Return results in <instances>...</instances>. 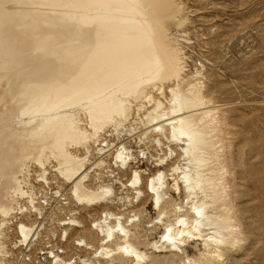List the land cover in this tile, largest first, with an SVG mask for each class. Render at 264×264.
Masks as SVG:
<instances>
[{"label": "bare ground", "instance_id": "1", "mask_svg": "<svg viewBox=\"0 0 264 264\" xmlns=\"http://www.w3.org/2000/svg\"><path fill=\"white\" fill-rule=\"evenodd\" d=\"M182 5L181 0H0V264L10 253L5 244L10 218L41 214L29 183L31 170L49 186L51 165L71 185L76 202H106L110 185L86 183L90 150L94 146V165H101L109 150L99 145L101 133L108 126L116 131L140 111L156 147L162 138L166 156L175 153L171 144L179 150L180 159L168 172L171 184L162 169L144 183L133 170L127 183L134 201L143 195L142 187L150 194L156 215L144 228L159 226L157 238L141 237L140 248L143 234L135 228L143 217L136 211L125 220L105 210L91 223L95 231L90 232L101 236L97 246L83 237L74 243L91 249V257L63 259L47 247L41 254L48 261L35 262L31 256L43 250L32 243L38 231L20 220L12 243L21 247L19 259L10 264H100L99 259L107 264H222L235 251L240 230L216 135L222 118L210 106L201 72L186 79ZM165 88L167 105L153 95L155 90L165 97ZM125 149L122 144L112 153L117 168L134 159ZM24 198L28 206L21 203ZM73 223L68 217L59 224Z\"/></svg>", "mask_w": 264, "mask_h": 264}, {"label": "rangeland", "instance_id": "2", "mask_svg": "<svg viewBox=\"0 0 264 264\" xmlns=\"http://www.w3.org/2000/svg\"><path fill=\"white\" fill-rule=\"evenodd\" d=\"M181 2L183 4L181 17L187 18V20L184 18L185 22L180 28L186 39L181 42L183 53L181 56L186 59L183 58V61L187 66L186 79L196 71L201 72L200 77L204 78L201 80L208 90L210 106L219 109L214 108L217 110L216 115H219L218 119L220 115L222 118L216 134L217 144L221 150V158L226 162H224L228 174L226 185L227 188L230 186L227 193L231 196L230 204L233 205L235 222L239 224L240 230L237 248L232 254L225 256L222 264H264V0H181ZM153 95L155 99H163L161 101L167 105L166 88L165 97H160L155 90ZM141 112L136 116L132 114L122 126L115 129L116 131L110 126L104 129L99 145L103 144V147L109 150L102 155L101 165H94V160L98 156L92 151L94 146L90 150V159L86 164V168L90 169V177L86 183L92 188L98 184L110 185L112 192L106 202L101 201L94 205L76 202L70 195V184L65 183L53 171L51 165L47 167L49 186L36 178L35 172L31 170L29 183L33 186L35 203L40 207L41 214L38 216L34 212H24L23 215L17 214L10 218L5 225L8 236L5 244L12 254L9 253L2 264H10L19 259L18 248L21 247H13L12 243L17 239L16 224L20 220L33 223L34 230L38 231L32 243L43 250L36 251L31 256L30 261L35 262L44 257V260L41 259L42 262L48 261L49 257L41 254L47 247H50L47 252L53 250L63 259H69L74 254L91 257V249L85 250L74 243L79 237H83L87 243L97 246L98 238L101 236L96 232L94 233L96 235L92 233L94 229L91 223L105 210L120 213L126 216H123L125 220L136 211V214L139 213L143 217V219L140 217L142 222L137 224L139 227L135 228L139 235L143 234L139 238L140 241L138 240L140 248H144L146 239L157 238L161 231L159 226L150 230L144 228L148 219L156 215L152 209L150 194L142 187L144 192L141 195L142 199L140 197L134 201V190L127 186V183L132 177L133 170L140 173L144 183L148 176L162 169L167 176V182L171 184L168 172L170 165L179 161V150L171 144V149L176 148L175 153L166 156L168 144L162 138L161 146L156 147L152 140L154 133L145 131L146 125L144 119H141ZM122 144L126 148L125 151L134 156L124 169L117 168L112 163V153ZM220 146H224V149ZM79 152L82 154L84 149L80 148ZM161 158L166 159L162 164L156 165ZM171 191L172 197L176 198L175 193ZM180 198L183 199V194ZM21 203L28 206L25 198ZM68 217L75 219L77 224H59L60 221H67ZM62 230H66L64 237ZM90 235H94V239ZM141 237L145 241L141 240ZM27 242H30V239L22 244L23 248ZM95 245L93 246L96 247ZM162 254L160 255L162 258L170 257ZM173 259L175 258H172V262H178V258ZM99 261L100 264H107L102 259ZM126 263L129 264V262L124 264Z\"/></svg>", "mask_w": 264, "mask_h": 264}, {"label": "snow or ice", "instance_id": "3", "mask_svg": "<svg viewBox=\"0 0 264 264\" xmlns=\"http://www.w3.org/2000/svg\"><path fill=\"white\" fill-rule=\"evenodd\" d=\"M103 157H101V159H102ZM85 171H87V169H85ZM83 173H81V175H82ZM77 179H79V177H77ZM75 181H73V183H74ZM69 186H71V185H69ZM169 231H171V229H169ZM164 239L167 241L168 240V237L167 236H165L164 237ZM97 255L99 256L100 255V253H97Z\"/></svg>", "mask_w": 264, "mask_h": 264}]
</instances>
